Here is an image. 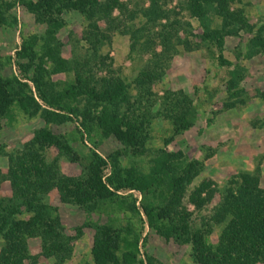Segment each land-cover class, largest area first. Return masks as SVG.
Segmentation results:
<instances>
[{
  "label": "rangeland",
  "instance_id": "1",
  "mask_svg": "<svg viewBox=\"0 0 264 264\" xmlns=\"http://www.w3.org/2000/svg\"><path fill=\"white\" fill-rule=\"evenodd\" d=\"M103 1L107 3L109 14L107 18L101 16L95 21L103 36L98 43H93L84 36L89 21L75 10L61 13L64 26L52 36L47 33L52 22L49 24L46 19L40 22L41 18L20 0H0V3H6L2 5L0 26V74L27 82L36 101L43 105L32 80L24 78L16 59L24 38L32 44L31 49L38 52L37 56L42 54L47 40L49 45L54 43L56 50L58 44L61 58L76 60L69 61L68 68L57 71L45 58L42 67L47 72L43 83L46 82L48 87L51 83L55 91L74 85L77 75L88 86L80 91L82 93H86L87 88H99L105 78L131 83L127 95L136 110L130 108L125 112L120 108L119 111L129 115L147 133L143 151L134 152L112 135L101 136L91 122L84 127L78 115L70 114V118L61 124H46L40 115L26 117L14 105L8 116L0 117V197L11 194L9 174L17 171L23 162L22 159L18 163L12 161L10 156L18 160L24 145L41 127L50 129L61 143L68 144L79 156L73 161L65 149L60 150L54 144L45 147V162L54 164L51 173L56 170L66 179L81 178L90 149L108 160L103 178L112 171L109 157L116 152L120 153L117 158L121 166L142 172H147L154 157L161 154L179 155L185 163L195 161L199 172L175 191L160 184L151 186L144 194L145 200L143 192L123 188L117 190L115 197H94L86 204L61 196L63 183L57 182V175L45 174L34 183L45 189L41 194L44 202L56 209L64 250L47 256L39 239L29 238L28 256L23 259V264L90 263L95 226L103 224L112 226L121 235L132 232L139 235L137 261L133 264H146V256L157 264H198L190 255L189 244L165 239L149 229L141 201L163 207L167 202H173L174 206L180 202L172 215L178 217L177 211H186L190 214L191 225L201 228L231 176L240 171L253 173L257 175L259 187L264 189V52L242 57L241 50L250 35L242 28L236 29L232 17L240 11L249 25L257 29L264 25V0H226V9L232 13H219L217 0H200V13H192L191 0H155L169 13L171 27L167 28L164 38H159L162 42L156 37L159 26L146 27L150 37L155 38V44L147 48H142L144 39L148 38L141 31L145 19L139 11L149 5L150 0ZM131 13H134L133 17ZM224 20L226 26L222 28ZM206 27L220 30V36L223 34L224 64L218 60L219 49L204 36ZM228 29L232 32L226 34ZM38 61L36 59L34 63ZM20 62L28 67L25 74L32 77L34 66L29 67L27 57ZM234 67L241 69L243 76L239 87L242 91L229 97L226 84L229 71ZM144 73L148 75L144 76ZM137 76L144 79L142 84L135 83ZM172 96L176 97L175 101L170 99ZM82 97L75 98L79 107L85 102ZM173 104H176L174 109L171 108ZM121 107L126 110L125 104ZM186 123L184 128L182 125ZM202 181L210 183L213 194L210 201L197 208L190 199ZM201 196L205 197V194L201 193ZM222 226L221 222L210 219L209 226H204V231L208 229L206 235L210 244L217 243ZM2 244L0 237V251ZM250 264H264V252L253 257Z\"/></svg>",
  "mask_w": 264,
  "mask_h": 264
},
{
  "label": "trees",
  "instance_id": "2",
  "mask_svg": "<svg viewBox=\"0 0 264 264\" xmlns=\"http://www.w3.org/2000/svg\"><path fill=\"white\" fill-rule=\"evenodd\" d=\"M20 1L37 17L41 18V20L39 19L40 22L45 21L44 19L49 24L52 22V28L47 31L52 36L53 32L64 26L60 15L65 10H75L89 21L88 29L84 35L85 40L98 43L100 36H103L95 23L101 16L107 18L109 14L107 3L103 0ZM191 2L192 13H200V0H191ZM217 2L218 8H220L219 13H232L226 9V0H217ZM4 4L6 3H0V26L3 22L4 8L2 5ZM160 6L155 0H150L149 5L139 11L145 19L141 31L148 38L144 39L142 48L155 44V38L148 34L150 28L159 26L160 30L156 33V37L162 39L166 36L167 28L171 27L168 20L169 13ZM55 15H57V19H55ZM130 15L133 17L134 13ZM232 17L236 21L233 26H236V29L242 28L250 35L246 39L247 42L244 44L243 51L241 50L242 57L247 58L249 55L264 52V25L254 30L240 11L233 14ZM225 22L224 20L222 28L226 26ZM231 32L232 29L225 30L226 34ZM218 33L220 34V30H208L206 27L204 36L219 49L218 60L224 64L222 55L223 34L220 36ZM45 43L42 54L37 56L38 52L31 49L32 44H28L23 38L21 50L16 53V59L22 68L24 78L32 80L37 97L43 105L36 101L27 82L16 76L5 77L0 74V117L8 116L14 105L26 117L31 118L40 115L46 124H61L70 118V114H74L80 116L84 127H86L84 125L86 123H93L101 136L112 135L126 147H131L134 152H140L144 149L147 133L143 132L141 125H138L129 115L125 114L130 108L134 112L136 110L135 104L130 103L127 95V89L131 83H126L122 79L108 80L105 78L100 83L99 88H87V92L82 93L80 91L88 86L83 84L82 77L77 75L74 85L55 91L51 83L49 87L46 82L43 83L44 74L47 72L42 67L45 58L51 61V64L54 65L53 70L57 71L68 68L69 61L74 62L76 60L61 58L58 44L56 50L54 43L50 44L51 46L47 40ZM131 47L134 49V43ZM26 57L29 60V67L30 65L34 66L32 77L25 74L28 67L20 62ZM36 59L39 61L34 63ZM229 74L226 92L229 97H234L242 91V88L239 87V81L243 75L241 69L236 67L230 69ZM147 75L148 73H144V76ZM143 82V78L141 80L138 76L135 78V83L142 84ZM79 95L83 96L82 98L85 100L81 107L75 103V98ZM175 96L170 99L175 101ZM122 104H125L126 110L121 107ZM175 105H171V108L174 109L173 106ZM120 108L125 112H120ZM174 121L177 122L176 119ZM182 126L185 128L187 123ZM52 144L71 154V160L79 159L78 154L73 152L68 144L61 143L58 136L46 127L34 131L31 140L24 145L22 155L17 156L18 160H14L13 156H10L12 161L18 163L22 159L23 162L17 171L9 174L11 194L0 197V237L3 243L0 251V264H23V259L28 256L26 246L29 238L39 239L41 249L47 256L56 251L64 250L63 234L60 230L56 209L44 202L41 194L45 189L34 183L49 172L50 175H57V182L63 183L60 188L63 194L61 196L66 199L72 198L79 204H86L94 197L99 199L115 197L117 190L123 188L137 189L144 195L151 186L160 184L167 186L168 190L175 191L177 187L184 186L183 182L186 179L189 181L199 172L197 162L185 163L179 158V155L174 157L171 154L157 155L148 171L142 172L134 167L121 166L117 158L120 153L116 152V155L109 157L112 171L103 178V171L108 160L99 155L96 150L90 149L81 178L66 179L61 177L58 171L56 173V170L51 173L54 164L47 165L45 162L44 149ZM22 170L24 173L21 172ZM32 178L34 179L32 180ZM210 186V183L202 181L197 187L190 199L195 207L201 208L207 201L211 200L213 189ZM201 193H204L205 197L201 196ZM145 198L144 195V200ZM144 200L141 201V208L149 229L165 239L173 238L177 243L189 244L190 255L195 263L250 264L253 257L264 252V189L259 187L257 175L253 173L240 171L238 175L231 176L226 181L225 190L208 217L211 221L223 224L215 245L207 241L206 231L208 229L204 231V226H209V219L201 228L193 227L188 212L177 211L178 217L172 215V213H176L175 207L177 204H181L180 202L175 203V206L173 202H167L166 207H163L150 204ZM138 243L139 235L136 232H132L131 235L130 233L121 235L120 231L115 230L110 225H96L90 252L92 262H84V264H133L137 261ZM146 264L157 263L151 257L146 256Z\"/></svg>",
  "mask_w": 264,
  "mask_h": 264
}]
</instances>
